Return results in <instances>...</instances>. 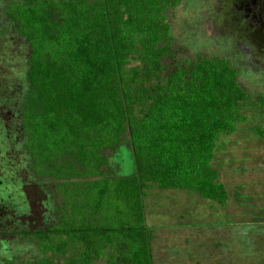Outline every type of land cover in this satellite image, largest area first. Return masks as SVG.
<instances>
[{
    "label": "trees",
    "instance_id": "trees-1",
    "mask_svg": "<svg viewBox=\"0 0 264 264\" xmlns=\"http://www.w3.org/2000/svg\"><path fill=\"white\" fill-rule=\"evenodd\" d=\"M8 1L30 46L21 106L29 168L63 199L58 224L22 232L45 253L32 264H155L150 189L229 201L212 161L240 118V68L178 56L167 12L180 0ZM123 145L135 173L114 177L109 158Z\"/></svg>",
    "mask_w": 264,
    "mask_h": 264
},
{
    "label": "rangeland",
    "instance_id": "rangeland-1",
    "mask_svg": "<svg viewBox=\"0 0 264 264\" xmlns=\"http://www.w3.org/2000/svg\"><path fill=\"white\" fill-rule=\"evenodd\" d=\"M8 3L0 0V264H32L45 253L22 232L58 224L63 199L56 182L37 180L29 168L21 106L30 46L15 31ZM167 19L180 58H229L245 96L236 128L219 135L212 161L227 204L158 186L144 198L155 264H264V0H180ZM109 167L114 177L135 173L128 145L111 154Z\"/></svg>",
    "mask_w": 264,
    "mask_h": 264
},
{
    "label": "crops",
    "instance_id": "crops-1",
    "mask_svg": "<svg viewBox=\"0 0 264 264\" xmlns=\"http://www.w3.org/2000/svg\"><path fill=\"white\" fill-rule=\"evenodd\" d=\"M153 240H155V237H154V239ZM152 244H153V241H152ZM153 253H154V259H155V263L157 262V259H156V254H155V252L153 251Z\"/></svg>",
    "mask_w": 264,
    "mask_h": 264
}]
</instances>
